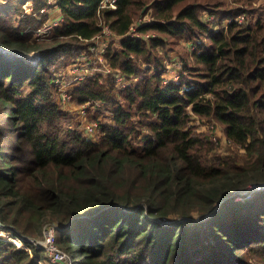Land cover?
Instances as JSON below:
<instances>
[{
    "label": "trees",
    "instance_id": "trees-1",
    "mask_svg": "<svg viewBox=\"0 0 264 264\" xmlns=\"http://www.w3.org/2000/svg\"><path fill=\"white\" fill-rule=\"evenodd\" d=\"M101 1L56 0L63 22L41 38L32 36L48 0L0 5V222L36 239L61 227L56 243L79 264L264 262V193L235 201L264 184L260 0H117L115 9ZM27 2L41 20L23 14ZM145 15L153 22L138 32L148 40L127 37ZM248 15L247 26L235 21ZM101 22L121 38L120 52L107 48L109 66L138 82L117 93L110 78L86 79L74 99L109 106L114 124L98 142L73 131L62 138L53 74L89 49ZM185 40L196 47L183 51ZM177 51L179 79L165 82ZM192 117L220 126L242 162L219 156ZM205 215L202 225L181 222ZM25 247L0 242V264L46 262Z\"/></svg>",
    "mask_w": 264,
    "mask_h": 264
},
{
    "label": "rangeland",
    "instance_id": "rangeland-1",
    "mask_svg": "<svg viewBox=\"0 0 264 264\" xmlns=\"http://www.w3.org/2000/svg\"><path fill=\"white\" fill-rule=\"evenodd\" d=\"M7 1L8 0H0V5L1 4L4 5ZM52 1H53V3L56 2V0H52ZM223 1L226 3V0H223ZM229 2H231V0H229ZM26 4H28V8L30 9L28 14H26V15L28 17H32L36 20L37 19L41 20V18L38 16V14L34 12V7H33L32 3L27 2ZM26 4H24V5H26ZM24 5H23V7H24ZM228 5H231V4L228 3ZM253 5L256 7L261 6L260 14L262 15V17H263L262 19L264 21V0H260L257 3L254 2ZM56 10H58V9L56 7H54V5L51 7L46 5L40 11V13H41L40 15L46 16V20L43 22L42 26L44 24L51 23L56 19V17L58 16V12H56ZM252 17H254V16L248 15V17H246V18H248L249 22H251V20L253 19ZM144 18L145 19H151L152 17L149 15H145ZM208 20L212 21V17L209 18ZM218 20H217V23H218ZM42 26H41V28H42ZM35 30L33 31L32 37H35L34 36ZM114 38L115 39L113 41V37H108V38H106V41L108 43L110 41H113V42H111V43H113V46L115 48H118L119 44L116 41L121 40V38L116 37V36H114ZM104 39H105V37H104ZM33 40H36V39L33 38ZM190 42H192V41H189V40L188 41L187 40L182 41L180 48L183 51L184 50H190L191 51L192 49H194L196 47V45L191 43L192 45L187 46L188 43H190ZM100 45H101V43L98 45L99 48L97 49V51L101 50ZM179 53H181V52L177 51V53L176 52H170L169 53V55H171V56H170L169 61L166 63V67H165L166 70H165V73L163 76L165 79V82H168L170 79H173L174 77H177L179 79L180 72L182 71V66L174 63L175 61H180L181 55H179ZM34 55H36V54H34ZM34 55L29 54V55H25V56L21 55V56H23V58L27 62H29V61L36 60V58L33 57ZM82 56H83V52L77 57V59L73 63L61 67L57 72H55L53 74V78L56 77V80L54 81V83H55L54 85H56V92L54 93L52 101L55 105H57L59 107L60 111L62 113H64V116H63L62 120L60 121L61 137L62 138H65L67 136L68 132L73 131V132L81 134V136H83L85 139H89L91 141L98 142L100 134L103 131V127L105 125H113L114 121H113V117H112V114L110 111L111 108L109 106H106L105 104H99L100 102L99 103L98 102H85L83 104H79L74 99L76 90L78 89V86L81 84V82H78L77 80H75L74 76L81 72V65H83ZM94 56L97 57L96 54H94ZM31 57H32V60L30 59ZM89 58L92 59L91 57H89ZM180 63H181V61H180ZM105 78L109 79V77H105ZM61 84L63 85V88H62ZM119 89H121V88L115 87V92H117V93L120 92L121 90H119ZM124 89H122V90H124ZM62 92L67 93L66 95L68 97H70V99L63 101L62 97L64 95ZM85 106L88 107V110H85V111L83 110L84 114H82L83 113L82 109ZM92 122H98L102 126H100L99 131H97L95 133H87L83 129H84L85 125L90 124ZM191 125H193L191 127H192V131L194 133L208 137V140L213 144V146L215 147L216 153L219 156H221L222 158H225L227 156L238 155L240 162H242L243 152L241 150H238V149L233 150L234 147L226 140L224 131L220 126H218L217 124H215L213 122L210 123L206 120L199 121V122L194 121L191 123ZM257 193H264V190L257 192ZM257 193L252 194L251 197H248L246 199L242 198L241 200H237V202H249L256 196ZM210 217H211V215H205L203 218L195 217L192 219L182 220L181 222H184V223L190 225L191 227H193V226H197L199 224L202 225V223L204 224V222H206L208 219H210ZM167 221H169V222L165 223ZM162 222H163V226H170V225H173L174 223H176V221H172V220H165ZM57 227L59 229H61V227H59V226H57ZM3 230H4V233H6V234L10 233V234H8L9 236H0V242L1 243L10 244L14 248H17V249H24L26 247L22 241L23 238L21 236H23V237L27 238L25 241L26 244L28 243V244L32 245L34 249H36L38 251H42V257H44V256L47 257L46 262L45 261L40 262L41 264H53L50 261L51 257L49 255V253L47 251H45L44 248H42V246H40L42 241L45 239L43 230L41 232V237H39L38 239H36L34 237L24 236L21 234L18 235L8 228H4ZM59 231H61V230H55L54 237H57ZM15 235H16V237H15ZM10 241H13V242H10ZM54 246L65 255L64 260H62L58 263H54V264H79V259H77V256L75 254H73V253L70 254L66 249H64L63 247L61 248L59 245H57L56 238L54 241ZM252 263L253 264H264V262L262 260H253Z\"/></svg>",
    "mask_w": 264,
    "mask_h": 264
},
{
    "label": "built area",
    "instance_id": "built-area-1",
    "mask_svg": "<svg viewBox=\"0 0 264 264\" xmlns=\"http://www.w3.org/2000/svg\"><path fill=\"white\" fill-rule=\"evenodd\" d=\"M116 2H117V0H102L100 2V7L101 8L115 9L116 8V6H115ZM47 5L49 7H51L53 5H54V7H56L55 3H53L52 0H48ZM29 11H30V9L28 8V4L24 5L23 14L26 15V14H28ZM144 17L138 19L131 26L129 32L126 35L127 37L134 38V39H141V40H145V41L148 40V36H144V35L140 34L138 32V28L143 27V26H145L147 24H151L153 22V19L152 18L151 19H145ZM206 18L209 19V18H211V16L210 17L206 16ZM235 21L237 23H239L241 25H245V26H247L250 23L248 18H246L244 16L237 17L235 19ZM62 22H63V18H62V16H60V18H56L53 22L44 24L42 28H38V29L35 30V35H34L35 38H41V37L46 36L47 34H49L51 32V30L54 27L60 26L62 24ZM230 22H231V20H230ZM100 27L102 28L101 34L98 35L97 37H95L94 39H92L89 49L87 51L83 52V56H82L83 65H81V72L74 76L75 80H77L78 82L82 83L86 79L94 77V76L109 77L112 80V82H113V84H114V86L116 88H121L119 90H122V89L126 88L130 84H136L138 82V78L128 79L124 75H122V73L120 71L114 70V69H112L109 66V64H108V62H107V60L105 58V54H106L107 48H108V46H109V44L111 42L108 43L106 41V38L113 37V39H114L115 35L110 31L108 25H106L105 23L101 22ZM104 37H105V39H104ZM100 43H101V45H100L101 46V50L97 51V49L99 48L98 45ZM191 43L192 42L188 43L187 46L194 44V43H192V44ZM94 54H96L97 57H95ZM11 55H14V54H11ZM33 57H35V55ZM89 57H91L92 59H90ZM30 59L32 60V57ZM174 63L175 64H179L180 66H182L180 61H175ZM53 79L55 81L56 77L53 78ZM176 80H178V78L174 77L173 79H170L169 81H176ZM62 88H63V85H62ZM62 93L64 95L62 97L63 101L70 99V97H68L66 95L67 93H65V92H62ZM83 110L84 111L88 110V107L87 106L83 107L82 112H83ZM82 114H84V112ZM194 121H198L199 122V121H202V120H200L197 117H192L191 122H190V127L193 126V125H191V123L194 122ZM100 126H102V125H100L98 122H92L90 124L85 125L83 130H85L87 133H95V132L99 131ZM262 190H264V184H261V185L253 184V185L249 186L247 188V190H245L244 192L240 193L239 196L235 198V201L241 200L242 198L246 199L248 197H251L252 194L260 192ZM159 222L163 225L162 221H159ZM168 222L169 221H167L165 223H168ZM4 228L5 227L0 222V236H9L8 234H10V233H7V234L4 233V230H3ZM55 230H60V229L57 226H54V225L43 227V232H44L45 239L40 244V246H42V248H44V250L49 253V255L51 257L50 261L53 264L54 263H58V262L64 260V258H65V255L54 246V241H55V238H56V237H54ZM15 237H16V235H15ZM21 237L23 238L22 241L25 244L26 243L25 241H26L27 238H25L23 236H21ZM10 242H13V241H10Z\"/></svg>",
    "mask_w": 264,
    "mask_h": 264
},
{
    "label": "crops",
    "instance_id": "crops-1",
    "mask_svg": "<svg viewBox=\"0 0 264 264\" xmlns=\"http://www.w3.org/2000/svg\"><path fill=\"white\" fill-rule=\"evenodd\" d=\"M59 10V9H58ZM58 10H56V12H58V16L56 17V18H60V16H61V12H60V10L58 11ZM60 12V13H59ZM60 14V15H59ZM120 38V37H119ZM115 39V38H114ZM114 39H113V41H114ZM113 41H110V42H113ZM118 44H119V47L118 48H116V51H118V52H120V50H121V48H120V40H117L116 41ZM171 56V55H170Z\"/></svg>",
    "mask_w": 264,
    "mask_h": 264
},
{
    "label": "water",
    "instance_id": "water-1",
    "mask_svg": "<svg viewBox=\"0 0 264 264\" xmlns=\"http://www.w3.org/2000/svg\"><path fill=\"white\" fill-rule=\"evenodd\" d=\"M0 51H2V50L0 49ZM4 52H5V51H4ZM5 53H6V52H5ZM8 54H9V53H8ZM11 54H13V53H11ZM11 54H10V55H11Z\"/></svg>",
    "mask_w": 264,
    "mask_h": 264
}]
</instances>
